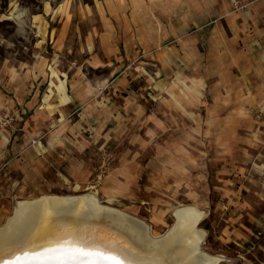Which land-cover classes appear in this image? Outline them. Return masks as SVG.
Returning <instances> with one entry per match:
<instances>
[{"label":"rangeland","instance_id":"obj_1","mask_svg":"<svg viewBox=\"0 0 264 264\" xmlns=\"http://www.w3.org/2000/svg\"><path fill=\"white\" fill-rule=\"evenodd\" d=\"M97 1L0 0V71L31 68L38 61L56 71L69 69L71 61L82 65L88 39L95 40L101 30ZM232 1L234 10H240L256 0H238V6ZM206 60L205 67L211 68L214 60ZM191 62L196 66V59ZM86 66L89 75L97 72ZM146 66L158 65L151 60ZM234 70L239 74L238 67ZM195 77L187 82L178 76L174 87H164L157 101L146 94L145 108L124 122L101 124L97 134L88 129L78 135L80 155L92 168L90 182L45 186V192H14L12 202L0 203L7 210L0 226L19 200L95 192L101 204L143 220L159 237L177 223L175 207L193 205L204 212L197 225L203 233V252L222 257L219 264H264L262 91H254V105L238 107L236 128L232 123L230 129L227 123L220 130L224 124L219 118L229 114L230 108L217 106L216 100L228 92L215 91L211 84L200 91ZM141 80L133 84L146 81ZM247 96L251 92L237 94L239 100ZM22 110L21 106H0V114L17 118L16 128H9L18 133L14 135L30 136V113ZM47 123L51 128L55 125ZM219 131L227 136L217 150ZM235 131L238 149L231 153L229 139L233 140ZM30 138V145L36 144L33 140L42 141L41 136ZM123 185L127 186L122 191Z\"/></svg>","mask_w":264,"mask_h":264},{"label":"crops","instance_id":"obj_2","mask_svg":"<svg viewBox=\"0 0 264 264\" xmlns=\"http://www.w3.org/2000/svg\"><path fill=\"white\" fill-rule=\"evenodd\" d=\"M94 4L101 30L95 40L88 39L82 65L71 61L69 69L56 71L38 61L31 68L0 71V106H21L22 112L30 113V136L42 137L30 145V136L0 128V203L12 202L14 192H45V186L90 182L92 168L80 155L77 136L88 129L97 134L101 124L134 117L133 112L145 108L146 94L157 101L164 87H174L178 76L187 82L196 76L193 80L200 91L211 84L215 91L228 92L216 100L217 106L230 108L219 118L224 124L220 130L227 123L236 128L238 107L254 105V91H262L264 100V0L240 10H234L231 0H98ZM206 59L214 60L211 68L205 67ZM151 60L158 66H146ZM85 64L97 72L89 75ZM138 79L146 81L133 84ZM239 91L251 96L239 100ZM51 121L52 128L47 126ZM219 133L217 150L227 136ZM237 142L235 131L229 139L231 153L237 152ZM6 215L7 210L0 208V221Z\"/></svg>","mask_w":264,"mask_h":264},{"label":"water","instance_id":"obj_3","mask_svg":"<svg viewBox=\"0 0 264 264\" xmlns=\"http://www.w3.org/2000/svg\"><path fill=\"white\" fill-rule=\"evenodd\" d=\"M49 201V208H45V201H43L33 204L30 209L27 208L24 212L29 213L30 216L28 215L27 218L19 216L22 222L15 232L20 235L9 246L1 248L0 264H81L80 261L62 259L73 249L87 251L84 246L72 244L65 239L73 230L75 233L87 231L89 242L97 240L103 246L102 250H98V248L87 245V252L93 254L85 258L88 264H117V262L131 264L119 248L115 253L108 251L109 246H117L113 244L116 243L115 240L126 246L129 242L130 245L144 252L173 250V255H178L176 253L179 252V247L170 248V241L182 228L177 223L161 236L155 237L149 225L143 220L120 209L103 205L99 201L96 204H88L84 202L88 200L82 199L79 195H71L60 201ZM98 224H106L107 227L120 234L121 238H117L114 234H98L102 231ZM96 235L98 237H94ZM23 238L25 239L21 242ZM189 248H180L181 255L179 256L183 261L186 260ZM102 257L112 259L107 260ZM174 259H177V256H174ZM140 260L138 264H145L146 260Z\"/></svg>","mask_w":264,"mask_h":264},{"label":"bare ground","instance_id":"obj_4","mask_svg":"<svg viewBox=\"0 0 264 264\" xmlns=\"http://www.w3.org/2000/svg\"><path fill=\"white\" fill-rule=\"evenodd\" d=\"M82 199H86L88 201H84L88 204H96L99 200L94 193H84L79 195ZM66 197H71L69 194L64 195H57V194H49V195H43L39 196L33 199H24L19 200L14 207L13 214L8 216L6 219V222L0 226V250L1 248L5 246H9V244L17 238L20 234H17L15 232L16 228L21 224V218L25 216L28 217L29 213H24L27 208L30 209L33 204L41 203L45 201V208H49L48 202L49 200L52 201H60L64 200ZM36 202V203H34ZM32 208V207H31ZM116 209V208H114ZM24 214V215H23ZM174 214L177 217V224L181 226V230L177 233V235L170 241V248H178L179 252L176 253L178 255H173V250H167V251H151L144 252L137 248L136 246H132L128 242V246L119 243L118 240H115L116 243H113L117 246H109L108 251H111L115 253L117 249L119 248L121 252L124 253V257L127 261H129L131 264H138L141 262L140 259L146 260L145 264H219L221 260H223L222 257L218 255H210L205 252H203L200 249V244L203 241V233L200 229H198L197 225L199 221L204 216V212L202 210H199L196 206L193 205H185L183 207H175ZM30 216V215H29ZM98 226L101 228L102 231H99L98 234L102 233H108L110 235H115L117 238H121L120 234L117 232H114L112 229L107 227L106 224H98ZM14 231V232H13ZM71 231V230H70ZM72 233L69 234L65 239L69 241L72 244H80L84 246V248L88 251L87 245L92 246L94 248H98V250H102L103 246L95 240L94 242H89L88 234L86 232L82 233H75L74 230L71 231ZM17 234V235H16ZM27 237V236H26ZM25 237V238H26ZM94 237H98L97 235ZM23 238L21 242L25 239ZM97 239V238H95ZM125 238L123 237V240ZM125 241V240H124ZM191 244V246H190ZM169 247V246H168ZM183 247L186 249V247L189 248V252L186 254V260L183 261L179 255H181L180 248ZM101 248V249H100ZM174 256H177V259H174ZM200 256V257H198ZM149 259V260H148ZM168 261V262H167ZM187 261V263H185Z\"/></svg>","mask_w":264,"mask_h":264},{"label":"snow or ice","instance_id":"obj_5","mask_svg":"<svg viewBox=\"0 0 264 264\" xmlns=\"http://www.w3.org/2000/svg\"><path fill=\"white\" fill-rule=\"evenodd\" d=\"M92 255H93L92 253L84 251L83 249H73L62 259L66 261H80L81 264H88V261L85 258L90 257ZM102 258L107 260L112 259L111 257H102ZM117 264H119V262H117Z\"/></svg>","mask_w":264,"mask_h":264},{"label":"built area","instance_id":"obj_6","mask_svg":"<svg viewBox=\"0 0 264 264\" xmlns=\"http://www.w3.org/2000/svg\"><path fill=\"white\" fill-rule=\"evenodd\" d=\"M238 0H235V5H240L238 3ZM16 124H17V118L15 115H11L10 113H6V114H0V127L2 128H16ZM20 129V128H17ZM34 143H37V140H33Z\"/></svg>","mask_w":264,"mask_h":264}]
</instances>
